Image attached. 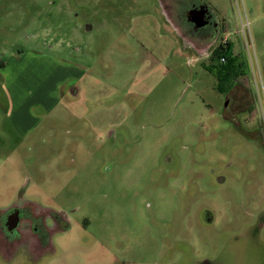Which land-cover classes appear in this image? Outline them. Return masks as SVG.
Listing matches in <instances>:
<instances>
[{
  "label": "rangeland",
  "instance_id": "rangeland-1",
  "mask_svg": "<svg viewBox=\"0 0 264 264\" xmlns=\"http://www.w3.org/2000/svg\"><path fill=\"white\" fill-rule=\"evenodd\" d=\"M111 1L96 8L87 46L125 27L130 49L89 52V93L28 132L6 114L0 69V211L31 200L65 219L42 251L18 247L0 264H264V0L185 1L202 3L250 61L236 111L207 71L212 46L180 34L171 51L158 0ZM43 7L0 0V60L24 49L22 21L43 23Z\"/></svg>",
  "mask_w": 264,
  "mask_h": 264
},
{
  "label": "crops",
  "instance_id": "crops-1",
  "mask_svg": "<svg viewBox=\"0 0 264 264\" xmlns=\"http://www.w3.org/2000/svg\"><path fill=\"white\" fill-rule=\"evenodd\" d=\"M41 1L44 12L47 11L43 23L41 13L24 18L22 22L29 24L32 30L30 37L23 34L20 38L24 41V49L20 46L11 51L6 62L0 60V69L8 72L1 83L8 103L6 114L14 126L25 132L37 124H32V121L48 116L58 104L62 103L64 109V105L77 102L80 95L89 93L88 89L92 88L96 78L93 62L88 59L89 52L100 56L105 53L120 54L130 49L125 27L120 28L103 46H87L98 27L93 20L96 8H110L111 0H86L83 4H75L74 0ZM165 5V1L158 0L152 8L157 19L156 28L165 32L167 45L174 51L183 34L174 25V18L170 19L171 11ZM7 22H10L8 18L3 24ZM96 46L99 51H93ZM141 46L144 48L143 44ZM22 51L23 54H20ZM98 95L106 97L105 90L101 89Z\"/></svg>",
  "mask_w": 264,
  "mask_h": 264
},
{
  "label": "flooded vegetation",
  "instance_id": "flooded-vegetation-1",
  "mask_svg": "<svg viewBox=\"0 0 264 264\" xmlns=\"http://www.w3.org/2000/svg\"><path fill=\"white\" fill-rule=\"evenodd\" d=\"M166 8L171 11L170 19L174 18V25L182 34L190 39L188 46H212V51L204 57L213 61L212 52L219 45L229 42L221 37L220 25L202 3H188L186 0H163ZM185 3V4H184ZM202 17L200 18V15ZM201 23V24H200ZM187 38V39H188ZM220 38H222L220 42ZM230 43V42H229ZM243 55V53H242ZM244 56V55H243ZM245 57V56H244ZM207 66V71H210ZM247 67L248 63L246 61ZM231 87L226 91L228 94V106L236 111L240 106V97L244 99L248 92L249 70L243 71L244 85H238L240 76L234 75ZM217 81V80H216ZM218 83V82H217ZM65 228V219L59 210L37 205L33 201L14 202L9 207L0 211V253L9 255L18 247L29 252L42 251L50 241L53 233Z\"/></svg>",
  "mask_w": 264,
  "mask_h": 264
},
{
  "label": "trees",
  "instance_id": "trees-1",
  "mask_svg": "<svg viewBox=\"0 0 264 264\" xmlns=\"http://www.w3.org/2000/svg\"><path fill=\"white\" fill-rule=\"evenodd\" d=\"M211 73L217 80V89L226 92L234 81V75L240 76L238 85H244L243 71H247L245 57L242 54L233 55L229 42L219 44L212 52ZM223 58V60H221Z\"/></svg>",
  "mask_w": 264,
  "mask_h": 264
},
{
  "label": "built area",
  "instance_id": "built-area-1",
  "mask_svg": "<svg viewBox=\"0 0 264 264\" xmlns=\"http://www.w3.org/2000/svg\"><path fill=\"white\" fill-rule=\"evenodd\" d=\"M244 42H245V40H244ZM245 44H246V43H245ZM242 53H243V52H242ZM243 55L245 56L244 53H243ZM245 58H246V57H245ZM221 60H223V58H222ZM248 62L250 63L249 59H247V63H248ZM249 63H248V64H249ZM248 68H249V67H248Z\"/></svg>",
  "mask_w": 264,
  "mask_h": 264
},
{
  "label": "water",
  "instance_id": "water-1",
  "mask_svg": "<svg viewBox=\"0 0 264 264\" xmlns=\"http://www.w3.org/2000/svg\"><path fill=\"white\" fill-rule=\"evenodd\" d=\"M203 14L200 15V18L202 17ZM201 24V23H200Z\"/></svg>",
  "mask_w": 264,
  "mask_h": 264
}]
</instances>
